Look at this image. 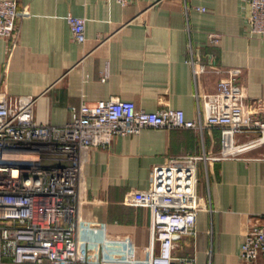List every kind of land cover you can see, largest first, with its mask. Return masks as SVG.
<instances>
[{
  "label": "crops",
  "instance_id": "0c3cea01",
  "mask_svg": "<svg viewBox=\"0 0 264 264\" xmlns=\"http://www.w3.org/2000/svg\"><path fill=\"white\" fill-rule=\"evenodd\" d=\"M17 2L30 16L20 19L15 46L0 38V93L36 97L38 123L65 125L83 103L112 98L148 112L181 109L196 119L198 95L214 93L231 69L246 108L264 99V41L250 33L246 0ZM68 15L86 19L84 44L74 41ZM192 59L209 70L195 76ZM221 130L146 128L91 151L80 190L88 255L146 264L151 214L131 203L133 193L149 189L155 166L206 155L210 160L197 164V233L181 240L175 254L193 256L196 264H241L249 221L264 217V159H258L264 147L213 161L222 152Z\"/></svg>",
  "mask_w": 264,
  "mask_h": 264
},
{
  "label": "built area",
  "instance_id": "2783aa9c",
  "mask_svg": "<svg viewBox=\"0 0 264 264\" xmlns=\"http://www.w3.org/2000/svg\"><path fill=\"white\" fill-rule=\"evenodd\" d=\"M246 2L251 8L250 33L264 41V0ZM29 16L17 0H0V38L15 46L19 21ZM67 20L74 41L84 44L86 19L68 15ZM191 65L195 76L210 68L193 59ZM237 74L229 70L214 93L198 95L196 119H187L181 109L148 112L133 101L112 98L83 103L73 120L57 126L36 122V97L0 93V264H110L106 254L100 259L85 251L83 237L88 233L82 232L80 190L89 153L109 149L118 137L138 135L146 128L203 132L220 126L222 152L213 161L264 147V99L246 108ZM245 136L247 140H240ZM207 160L206 155H186L155 166L149 189L133 193L131 203L151 214L146 264H196L193 256H177L175 249L197 233L202 210L197 164ZM239 258L241 264H264V217L249 221Z\"/></svg>",
  "mask_w": 264,
  "mask_h": 264
}]
</instances>
